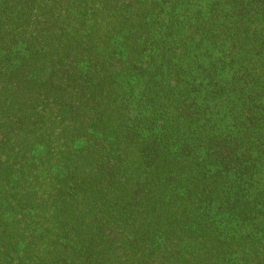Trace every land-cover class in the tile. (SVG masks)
I'll return each mask as SVG.
<instances>
[{
  "label": "trees",
  "instance_id": "16d2710c",
  "mask_svg": "<svg viewBox=\"0 0 264 264\" xmlns=\"http://www.w3.org/2000/svg\"><path fill=\"white\" fill-rule=\"evenodd\" d=\"M0 264H264V0H0Z\"/></svg>",
  "mask_w": 264,
  "mask_h": 264
}]
</instances>
